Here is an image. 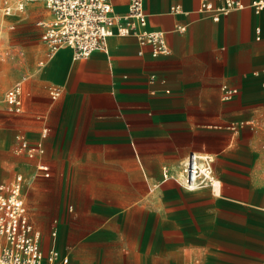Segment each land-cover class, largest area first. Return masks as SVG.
Segmentation results:
<instances>
[{"label": "crops", "instance_id": "0c3cea01", "mask_svg": "<svg viewBox=\"0 0 264 264\" xmlns=\"http://www.w3.org/2000/svg\"><path fill=\"white\" fill-rule=\"evenodd\" d=\"M111 1L127 10L129 0ZM202 1L144 0L168 55L139 54L136 37L117 34L86 58L62 48L23 83L14 151L34 167L40 222H52L47 245L30 214L45 254L56 248L66 264H264V10L243 0L215 20L198 12ZM51 84L63 87L57 99ZM224 85L237 92L226 98ZM17 134L44 152H19ZM192 151L214 157L220 194L164 178Z\"/></svg>", "mask_w": 264, "mask_h": 264}, {"label": "built area", "instance_id": "2783aa9c", "mask_svg": "<svg viewBox=\"0 0 264 264\" xmlns=\"http://www.w3.org/2000/svg\"><path fill=\"white\" fill-rule=\"evenodd\" d=\"M29 1L42 2L50 12L48 19L39 20L42 26L41 39L45 44V55L52 58L62 48H70L73 58H86L96 50L107 51L108 38L114 35L136 37L140 50L150 47L153 57L168 55L171 48L166 33L161 29L149 27L148 13L144 0H129L125 12H117L111 0H21L16 5L4 0L2 11L12 16L24 10ZM256 13L264 10V0H253L250 4ZM243 0H223L215 4L203 0L198 12L210 15L219 20L223 15L234 9L245 8ZM173 12H180L179 5L172 6ZM13 27L12 24H10ZM184 30L185 26L178 25ZM261 28L256 27L257 39ZM44 60L40 61L43 64ZM23 80H16L4 95L6 108L11 113H19L24 107ZM264 90V79L262 81ZM53 99L63 92V87L51 84L48 87ZM224 96L230 98L237 89L223 86ZM235 127V124H232ZM18 151L30 157L44 152L42 144L30 145L23 134H17ZM40 170L47 176L48 167L40 164ZM164 170H167L165 167ZM182 175L165 173L164 178H171L187 190L209 188L214 194H220L222 182L214 171V157L208 153L190 152L182 163ZM24 177L17 174L8 187L0 190V264H66L68 256H61L56 248L44 253L41 247V234L35 228L28 215V209L23 196Z\"/></svg>", "mask_w": 264, "mask_h": 264}, {"label": "rangeland", "instance_id": "374dc122", "mask_svg": "<svg viewBox=\"0 0 264 264\" xmlns=\"http://www.w3.org/2000/svg\"><path fill=\"white\" fill-rule=\"evenodd\" d=\"M9 1L16 5L21 0ZM3 2L4 0H0V189L1 187L7 188L16 173H24L23 196L27 195V198L24 197V199L25 203L27 200L28 215L30 217L31 214L36 225L46 233V244L48 245L51 241L52 222H40L39 208H35V201L30 199V194L33 192L34 182L31 179L34 167L27 164L29 158L26 155L16 154L14 151V135L18 130H24V128L18 124V117H14L6 109L4 101L6 90L16 80H23L27 90L28 82L37 74L39 67L50 59L45 55V44L41 39L42 26L38 22L40 19L46 18L48 11L41 2L29 1L23 11L9 16L2 11ZM10 23L13 27L8 26ZM42 60L44 63L40 64ZM165 173L167 172H164V176ZM1 192L3 191L0 190ZM61 198L64 200V204L66 201L70 203L67 192H63ZM68 226H71L70 223H65V228L62 230L64 239L67 237Z\"/></svg>", "mask_w": 264, "mask_h": 264}, {"label": "bare ground", "instance_id": "6f19581e", "mask_svg": "<svg viewBox=\"0 0 264 264\" xmlns=\"http://www.w3.org/2000/svg\"><path fill=\"white\" fill-rule=\"evenodd\" d=\"M181 175H182V170H180L178 173V176H181Z\"/></svg>", "mask_w": 264, "mask_h": 264}]
</instances>
